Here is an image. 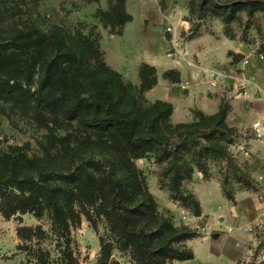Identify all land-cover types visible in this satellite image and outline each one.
<instances>
[{"label":"trees","instance_id":"obj_1","mask_svg":"<svg viewBox=\"0 0 264 264\" xmlns=\"http://www.w3.org/2000/svg\"><path fill=\"white\" fill-rule=\"evenodd\" d=\"M97 15L117 35L133 19L126 0H112L109 10ZM100 39L99 33L70 34L61 27L45 32L32 22L0 38V99L44 127L50 143L42 146V156L29 155L24 146L0 150V213L6 219L26 213L49 219L50 232L63 244L56 262L31 245L47 238L40 225L17 230L19 249L34 264H79L71 244L72 228L82 216L98 231L105 260L114 249L129 253L135 264L193 259L186 242L196 235L159 211L136 160L154 158L171 199L200 216L199 200L182 185L196 169L208 179L210 163L222 160L235 181L246 187L254 182L229 150L237 130L227 123L223 107L213 115L197 111L193 121L176 124L170 122V103L151 106L165 111L144 108L139 95L157 84L156 68L142 63L137 89L106 64ZM165 75L174 83L181 80L178 71ZM61 130L64 134H57ZM228 181L222 183L224 192L235 202L234 191L225 188Z\"/></svg>","mask_w":264,"mask_h":264},{"label":"rangeland","instance_id":"obj_2","mask_svg":"<svg viewBox=\"0 0 264 264\" xmlns=\"http://www.w3.org/2000/svg\"><path fill=\"white\" fill-rule=\"evenodd\" d=\"M1 2L4 14L0 21L1 39L9 29L30 22L45 32L61 27L70 34L76 31L85 35L99 33L106 64L137 89L141 84L142 63L154 66L157 84L140 94L139 101L144 108L158 101L170 103L173 106L170 122L174 124L193 121L195 112L200 110L213 115L220 107L228 109L227 123L238 135L229 150L233 156L237 152L247 157L243 161L233 159L254 182L246 187L235 181L236 175L222 160L210 163L209 178H219L225 197L222 183L226 178L229 181L225 188L234 191L235 197L241 191L254 194L255 213L244 222L236 223L234 218L237 216L232 213L204 235L205 229L199 230L195 226L198 216L180 201L171 199L162 184V166L152 157L137 159L136 165L144 173L159 211L170 217L176 226L191 228L196 235L191 240L209 235L217 242H223L227 237L235 240L231 236L237 231L241 235L236 236L242 237L245 249L234 264H264V178H255V173L250 171L253 168L264 172V132H261L264 129V0H126V10L133 19L121 27V35L111 33L107 23L97 15L99 10L108 11L112 0ZM168 70L178 71L180 82L166 78ZM158 110L165 111V108L151 107L150 111ZM57 134H64V131ZM48 135L44 127L25 115L17 105L0 99V150L24 146L29 155L42 156V146L50 145ZM199 174L204 176L196 169L192 178L182 184L184 190L195 197L193 178H199ZM209 220L206 219V225ZM241 224L243 228L236 230V225ZM38 225L45 230L47 238L34 239L33 249L50 252L55 262L59 259L63 244L50 232L47 217L38 219L34 214L26 213L6 219L0 213V264H34L29 261L26 251L19 249L22 241L17 230L21 226ZM100 230L103 232V224H100ZM71 248L79 264H135L129 253L118 249L105 260L99 233L86 216L72 228Z\"/></svg>","mask_w":264,"mask_h":264},{"label":"crops","instance_id":"obj_3","mask_svg":"<svg viewBox=\"0 0 264 264\" xmlns=\"http://www.w3.org/2000/svg\"><path fill=\"white\" fill-rule=\"evenodd\" d=\"M262 132H264V129H262ZM234 157L241 161L247 159L244 154L237 152ZM250 171L251 173H255L253 174L255 178H264V172H257L253 168H250ZM199 175V178H193L194 187H192V190L198 198L202 208V215L195 217L197 221L195 226L199 230L205 229L204 235L209 231H213V227L214 229L215 227L217 228L219 223L222 222V218H226L232 213L237 216H234L236 223L244 222L245 218L255 213L254 210L256 206H254V194H251L249 191L237 192L236 201L231 202L222 194L221 182L218 177L213 176L209 179H205L202 174ZM250 204H252V206H250ZM208 218L210 219V223L206 225V219ZM242 224L239 227L236 225L235 229L240 231L243 228ZM234 233H236V235H241V233L237 231ZM236 235L231 236V238L234 237L235 240L227 237L223 242H217L210 235L204 236L203 238L190 239L186 243L188 247L193 250L194 258L178 261L176 264H234L242 257L240 254H243V250L245 249L242 237Z\"/></svg>","mask_w":264,"mask_h":264},{"label":"water","instance_id":"obj_4","mask_svg":"<svg viewBox=\"0 0 264 264\" xmlns=\"http://www.w3.org/2000/svg\"><path fill=\"white\" fill-rule=\"evenodd\" d=\"M261 132H262V129H261Z\"/></svg>","mask_w":264,"mask_h":264}]
</instances>
